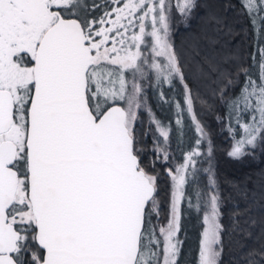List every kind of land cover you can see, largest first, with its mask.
<instances>
[{
    "label": "snow or ice",
    "instance_id": "1",
    "mask_svg": "<svg viewBox=\"0 0 264 264\" xmlns=\"http://www.w3.org/2000/svg\"><path fill=\"white\" fill-rule=\"evenodd\" d=\"M240 6L253 31L247 61L210 6L203 27L174 43L177 14L188 26L201 0H0V264H179L185 204L202 214L196 264H223L225 198L197 105L213 107L206 93L223 106L230 158L264 155V0ZM177 82L169 100L163 85ZM146 87L174 105L181 135L185 115L192 123L179 160L173 122L156 118ZM157 163L169 165L164 224ZM233 187L247 206L233 205L231 232L251 238L260 224L264 240V217L251 214L264 212V169ZM241 260L264 264V242Z\"/></svg>",
    "mask_w": 264,
    "mask_h": 264
},
{
    "label": "trees",
    "instance_id": "2",
    "mask_svg": "<svg viewBox=\"0 0 264 264\" xmlns=\"http://www.w3.org/2000/svg\"><path fill=\"white\" fill-rule=\"evenodd\" d=\"M201 3L204 5V8L199 10V15L193 16V18L187 22L188 26L181 22V19L177 14L175 26L172 31L174 43L178 47L183 45L192 32L199 31L203 27L202 18L205 10L210 6L213 10L223 13L227 18V22L234 26L238 35L234 38L233 47L239 56L247 61L248 54L253 51V31L247 16L243 14L240 0H201ZM229 3L234 5V8L225 11V5ZM242 82L243 77H241V83ZM154 83L155 82L153 81V84ZM145 91L147 95V104L151 107L155 116L160 117L163 120H169L168 122H173L172 126L174 131L172 133V151L177 160H179L181 151L187 150V147H182L185 149L180 148L183 135H185V130H183L184 133L181 135V132L176 128L174 123L175 119L173 118V112L174 110L176 111V109L174 105L165 103L161 96L155 95V87H146ZM234 91L238 92L239 86H237ZM163 92L165 97L169 100H172L173 98L179 99L182 88L178 82L175 84V87L172 88L165 84L163 85ZM152 93L156 98L155 102H152ZM202 93H204L203 89ZM204 99L207 100L208 105H213V107L209 108L207 105L198 104L197 111L199 118L206 125L209 136L214 145L213 164L222 196L225 198L223 223L229 229L228 233H226L223 238V264H243V261L241 260L242 253L248 249L258 248L260 243L264 242V240L261 238L262 228L260 224H257V226L252 229L253 235L251 238L245 239L242 235L231 232V214L236 210L233 205H238L240 209H244L247 206L246 202L240 198L233 185L240 184L246 176L253 175L260 169H264V155L257 152L256 159H252L251 157H246L240 160L230 158L227 153L233 141L229 137L228 131L225 130V126L216 119L217 115H223V106L220 105L219 102L214 101L209 94L205 93ZM141 120L143 123L138 125V132H143L147 128L148 118L145 112L142 114ZM184 125H187V136L190 137L191 133L195 131L187 115L184 116ZM146 143L150 147V137L147 139ZM206 147L207 145H205V149ZM151 156V153L146 154L145 163H148ZM168 166L169 165H162L160 163L156 164V169L160 174V193L158 200L161 202V205L165 207L167 205L166 201L169 197V178L165 174L164 169ZM199 166L201 168H206L208 167V164L207 162H203ZM197 181L201 185L206 183V174L201 172L197 177ZM183 208H186V211L188 210L187 213H192L194 215L196 226L194 228V233L190 234L189 237L184 240L187 255L184 257L181 252L182 257L180 260L181 264H196L198 257L196 251H198L200 234L203 230L202 214L197 213L195 208H191L188 205H183ZM251 214L258 219L264 217V212L259 209H253ZM237 219L243 221L245 217H237Z\"/></svg>",
    "mask_w": 264,
    "mask_h": 264
},
{
    "label": "rangeland",
    "instance_id": "3",
    "mask_svg": "<svg viewBox=\"0 0 264 264\" xmlns=\"http://www.w3.org/2000/svg\"><path fill=\"white\" fill-rule=\"evenodd\" d=\"M174 3H176V0H174ZM202 26H203V18H202ZM160 89L156 88L155 87V95L156 96H160ZM151 99H152V102L154 101L155 102V96L153 95L152 93V96H151ZM156 104V103H155ZM146 113V112H145ZM147 115V118H148V114L146 113ZM176 111L174 110L173 112V118L176 119ZM157 119L165 122V123H168L167 120H163L162 118L160 117H156ZM183 130H185V135H183V138H182V145H181V149H185L190 143L194 142V139L196 137V133L195 132H192L190 137L187 136V125H184L183 127ZM191 130V129H190ZM183 132V133H184ZM151 139V137H150ZM152 145V139H151V143H150V147ZM182 147H185V148H182ZM170 184V182H169ZM169 192H170V188H169ZM167 205L166 207L161 205V202L159 201V204H160V223L161 224H164L166 223L167 221V217H168V213H169V207H170V196L168 197L167 201H166ZM187 205V204H185ZM184 211H183V218L181 220V232L179 233V239L182 241L183 239V248H181V252L183 254V256L185 257L187 255V250L185 248V244H184V240H186L190 234L194 233V228L196 226V222L194 220V215L192 213H187V211L185 210L186 208H183ZM187 247V246H186ZM184 248H185V251H184ZM184 251V253H183ZM198 251H199V248H198ZM198 251H196V255L198 254ZM181 257L182 255L180 254V257H179V264H181ZM198 258V257H197Z\"/></svg>",
    "mask_w": 264,
    "mask_h": 264
}]
</instances>
